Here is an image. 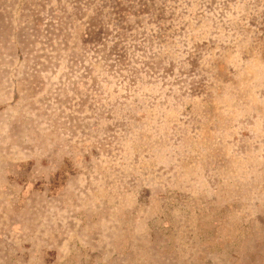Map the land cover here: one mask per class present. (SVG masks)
Instances as JSON below:
<instances>
[{
  "label": "rangeland",
  "instance_id": "obj_1",
  "mask_svg": "<svg viewBox=\"0 0 264 264\" xmlns=\"http://www.w3.org/2000/svg\"><path fill=\"white\" fill-rule=\"evenodd\" d=\"M0 264H264V0H0Z\"/></svg>",
  "mask_w": 264,
  "mask_h": 264
}]
</instances>
